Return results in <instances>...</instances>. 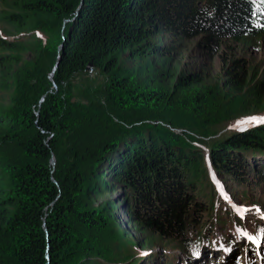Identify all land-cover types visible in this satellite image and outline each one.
Returning a JSON list of instances; mask_svg holds the SVG:
<instances>
[{
  "label": "trees",
  "instance_id": "1",
  "mask_svg": "<svg viewBox=\"0 0 264 264\" xmlns=\"http://www.w3.org/2000/svg\"><path fill=\"white\" fill-rule=\"evenodd\" d=\"M33 32L55 41L40 45ZM196 36L200 60L222 50L208 86L188 68L197 54L175 78L168 68ZM257 41L264 0H0V74L11 90L0 102V264L153 260L151 252L119 256L121 234L107 226L117 204L91 206L88 193L113 186L129 226L145 234L132 248L158 244L165 257L191 231L197 243L211 238L214 223L229 227L220 208L228 206L192 143L264 115V76L238 55ZM26 51L32 65L7 73ZM89 68L106 77L103 88L93 102L72 101L63 83ZM228 132L208 143L212 172L236 186L249 185L252 172L264 185V122ZM253 225L262 242L264 225Z\"/></svg>",
  "mask_w": 264,
  "mask_h": 264
},
{
  "label": "rangeland",
  "instance_id": "2",
  "mask_svg": "<svg viewBox=\"0 0 264 264\" xmlns=\"http://www.w3.org/2000/svg\"><path fill=\"white\" fill-rule=\"evenodd\" d=\"M33 35L39 39L40 45H52L55 41V35H50L49 33L39 34L37 32H33ZM200 41L201 36H196L189 39V41L182 42L181 45L176 49L177 54H175L170 59L168 64V68L172 71L173 78L177 77L178 73L190 59L192 54H197L199 58L197 59L196 64L193 65L191 63L188 66L189 70L197 69L202 74H204V80L202 83L203 85L208 86L213 83V78L219 71V55L222 50L218 49L216 52L209 55L208 58L200 60L201 54L199 53V50L196 49ZM238 55L243 56L251 66L256 68L257 71L264 76V42L257 41V43L253 42L247 46H240V49H238ZM33 62L34 57L26 51L18 57L16 63L11 64L8 67L7 73H15L23 66L32 65ZM124 62V67H131V63L128 59H126ZM105 82L106 77L101 72H99L97 69L89 68L80 74L74 75L70 80L63 83L62 88L63 90H67L70 93L72 101L75 100L86 104L93 102V100L98 97L97 91H100L103 88ZM166 83L167 81L163 83L164 86L168 85V83ZM8 85V83L7 85L4 83V80L1 78L0 74V102L2 100H6L10 94L11 90L9 89ZM259 122H264V115L255 118H241L237 121H234L229 126L218 130L213 136H198V138L203 143H192L193 146L199 148L202 154L205 167H207V174L211 182L212 190L213 183L217 187L224 205L228 206V210L220 206L221 210L229 212L230 219L232 221L229 227L224 228H221L223 224L214 223L212 225V233L210 234L211 238L208 236L209 240L206 239V242H199L197 240V243H195V232L191 231L190 235L188 234L186 245H181L182 248L175 251L169 250L165 257L161 256L164 250L159 247L158 244H155V246H153L151 249H140L139 247L132 248V243H136V241L140 240V238L145 234L131 228L129 223L126 221L123 207L124 201H122V203L120 202V200L123 198L120 190L117 189L116 186H113L111 187L112 190L108 191H105L104 188H101L99 192H95V195L94 193H88L90 204L93 209H102L103 207H101V205L104 201H110L114 204H117L115 208H111L114 211H111L110 217L107 218V226L114 230L115 233L121 234L120 238L122 242L119 247L120 251L117 254H119V256H124L127 254V256L131 255L132 257L134 254H137V256L143 258L150 254V252L154 254L153 260L149 259L147 261L141 262L140 264H165L167 262L169 264H259V260L263 259L262 256H259V253L257 256L256 252L252 253L253 249H250L248 252V248L246 253L241 252L242 250H239V243L241 247H247L249 238L247 239L246 237L248 234L256 235V232L261 233V231L253 225V222L255 221L258 224L260 223V225H264V185H261L260 183L254 184L252 182L254 179L252 178V172L245 175L244 179H246V181H248L247 183H249L247 186H236L233 181L228 178H225L224 181L220 176L218 177L215 175L212 172V169H210L208 165L207 150L208 143L211 141V139H217L222 135H227L230 128L244 129ZM175 131L182 133V130L180 129H175ZM223 184H226L225 186L231 190V193L234 194L237 192V194L241 195V197H229V194L226 193V190H224ZM242 191H245L244 197L241 194ZM217 209H219V207ZM234 216L238 219L240 226L235 227V223L237 221L235 220ZM233 230L238 234H234ZM218 243L221 244L218 245ZM261 248L264 249L263 244Z\"/></svg>",
  "mask_w": 264,
  "mask_h": 264
},
{
  "label": "bare ground",
  "instance_id": "3",
  "mask_svg": "<svg viewBox=\"0 0 264 264\" xmlns=\"http://www.w3.org/2000/svg\"><path fill=\"white\" fill-rule=\"evenodd\" d=\"M236 226H240V223L239 224L235 223V227ZM246 238L250 239V240L248 239L247 247L246 246L245 247H243V246L241 247V245L239 243V247H240L239 250H242L241 252L246 253L247 248H248V252H249L250 249H253L252 253L256 252L257 256H258V253H259V256H262V258L264 259V251H263L264 249L261 248L262 244L264 245V243H262L263 241L261 242V239H258L257 235H255V234L254 235L248 234V236ZM251 240H252V242H251ZM237 244H238V242H237Z\"/></svg>",
  "mask_w": 264,
  "mask_h": 264
},
{
  "label": "water",
  "instance_id": "4",
  "mask_svg": "<svg viewBox=\"0 0 264 264\" xmlns=\"http://www.w3.org/2000/svg\"><path fill=\"white\" fill-rule=\"evenodd\" d=\"M61 49H62V44H59L58 47H57V54H58V55H57L56 60H55V62H54L53 68L51 69V71H50V73H49V75H48V79H49V80L52 79V76H53V74H52V73H53V70L55 69V67H56V65H57V63H58V61L60 60V57H61L60 51H61ZM52 88L54 89V88H55V85H52ZM39 101H41V99H40ZM50 163L53 164V161L51 160Z\"/></svg>",
  "mask_w": 264,
  "mask_h": 264
}]
</instances>
